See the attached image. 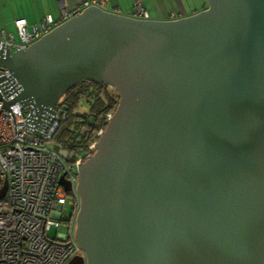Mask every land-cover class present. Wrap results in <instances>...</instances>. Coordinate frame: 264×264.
<instances>
[{"label": "water", "instance_id": "95a60500", "mask_svg": "<svg viewBox=\"0 0 264 264\" xmlns=\"http://www.w3.org/2000/svg\"><path fill=\"white\" fill-rule=\"evenodd\" d=\"M204 6L168 20L91 5L25 49L0 39L17 90L3 107L30 134L81 81L117 93L76 166L83 254L64 264H264V0Z\"/></svg>", "mask_w": 264, "mask_h": 264}, {"label": "built area", "instance_id": "2783aa9c", "mask_svg": "<svg viewBox=\"0 0 264 264\" xmlns=\"http://www.w3.org/2000/svg\"><path fill=\"white\" fill-rule=\"evenodd\" d=\"M107 9L104 0H83L70 6L59 0L58 15H44L38 23L28 26L25 18H15V33L0 29V39L9 49H25L27 45L48 33L55 26L80 13L88 6ZM127 16L151 19L141 0H134ZM182 17L172 11L168 20ZM114 90L112 87L107 86ZM8 70L0 67V187L6 182L0 198V264H64L83 252L73 239L75 217L79 207L75 192L76 166L93 150L94 142L83 156L67 162L68 151L52 141V134L65 113L57 110L41 136L27 132L26 115L18 103L3 107L16 95ZM105 116V123L111 116ZM103 127L95 136L98 137ZM63 175L71 190L59 184ZM70 199L69 214L63 213L64 203ZM64 233L56 231L59 224ZM53 234L50 232L53 231Z\"/></svg>", "mask_w": 264, "mask_h": 264}, {"label": "trees", "instance_id": "16d2710c", "mask_svg": "<svg viewBox=\"0 0 264 264\" xmlns=\"http://www.w3.org/2000/svg\"><path fill=\"white\" fill-rule=\"evenodd\" d=\"M105 85L81 81L67 90L59 99L58 110L65 113L52 134V141L68 151L67 162L85 155L88 146L97 137L96 131L105 126V116L117 104V94L112 96ZM86 107L82 111H77ZM92 151H90L91 153Z\"/></svg>", "mask_w": 264, "mask_h": 264}, {"label": "crops", "instance_id": "0c3cea01", "mask_svg": "<svg viewBox=\"0 0 264 264\" xmlns=\"http://www.w3.org/2000/svg\"><path fill=\"white\" fill-rule=\"evenodd\" d=\"M64 1L68 5L73 6L83 0H64ZM133 1L134 0H104V4L107 9H110L114 12L126 14L129 12ZM141 1L144 7L150 13L151 17H152L151 12L153 13L154 17L152 18L155 19H166L168 14L172 11L176 12L177 14H180L181 16H185V15L193 14L201 9L192 6L194 0H141ZM202 1L204 4V0H201V2ZM55 4L57 5V12L55 13V16L52 17H56L58 15L59 0H55ZM31 9H32L31 12L30 11L27 12L28 9H22L21 11H17L15 10L11 2L7 4L6 2L2 3V1L0 0V17H3V22L0 21V29H4L2 25L5 23L13 26V20L19 17L25 18L27 24H29V22L32 24V20H30L31 18H29V15L30 13H33L34 11L33 9H35L34 6L31 7ZM44 15L51 16V14L49 13H43L42 15L39 16V20Z\"/></svg>", "mask_w": 264, "mask_h": 264}, {"label": "rangeland", "instance_id": "374dc122", "mask_svg": "<svg viewBox=\"0 0 264 264\" xmlns=\"http://www.w3.org/2000/svg\"><path fill=\"white\" fill-rule=\"evenodd\" d=\"M1 1L2 3L6 2L7 4L11 2L15 10L17 11H21L22 9H28L27 12L28 11L31 12L32 11L31 7L34 6L35 9H33L34 10L33 13H30L29 15V18H31L30 20H32V24L38 23L39 16L42 15L43 13H49L51 14V16H55V13L57 12V5L55 4V0H4V1L1 0ZM192 6L197 7V8L205 7L203 4V1L201 2V0H194V2L192 3ZM151 14H152V17H154L152 12ZM0 21L3 22V17H0ZM28 25H31V23L29 22ZM2 27L5 29L7 33H15L12 25H8L5 23L2 25ZM106 91L108 92V94L112 96H115L117 94L115 90H112L107 87H106ZM85 108L86 107H82L81 109L77 111H82ZM69 201L70 199L68 198L64 203V207H63L64 214L70 213L71 206L69 204ZM56 231L59 233H64L66 231V226L60 223ZM53 232L54 230L51 231L50 233L53 234Z\"/></svg>", "mask_w": 264, "mask_h": 264}]
</instances>
